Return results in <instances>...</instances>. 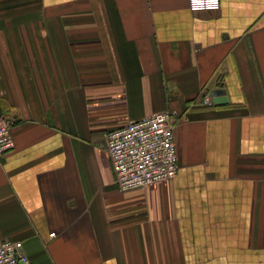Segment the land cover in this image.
<instances>
[{
  "label": "crops",
  "instance_id": "0c3cea01",
  "mask_svg": "<svg viewBox=\"0 0 264 264\" xmlns=\"http://www.w3.org/2000/svg\"><path fill=\"white\" fill-rule=\"evenodd\" d=\"M164 112L176 177L120 192L106 134ZM0 116L31 264H264V0H0Z\"/></svg>",
  "mask_w": 264,
  "mask_h": 264
},
{
  "label": "built area",
  "instance_id": "2783aa9c",
  "mask_svg": "<svg viewBox=\"0 0 264 264\" xmlns=\"http://www.w3.org/2000/svg\"><path fill=\"white\" fill-rule=\"evenodd\" d=\"M220 0H189L191 12L218 11ZM209 104V99L205 100ZM174 113H159L106 134V152L120 192L173 180L178 171ZM12 121L0 116V157L14 149ZM51 238L54 235H50ZM0 264H31L20 242L0 243Z\"/></svg>",
  "mask_w": 264,
  "mask_h": 264
}]
</instances>
